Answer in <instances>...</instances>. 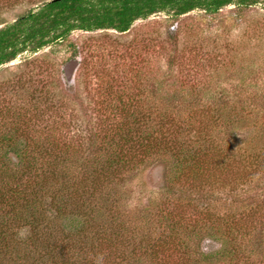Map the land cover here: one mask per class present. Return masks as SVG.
Segmentation results:
<instances>
[{
	"label": "trees",
	"instance_id": "obj_1",
	"mask_svg": "<svg viewBox=\"0 0 264 264\" xmlns=\"http://www.w3.org/2000/svg\"><path fill=\"white\" fill-rule=\"evenodd\" d=\"M21 1L35 6L0 27V67L75 31L123 34L157 14L264 5L0 0V7ZM127 87L119 111L91 132L89 158L61 141L59 129L29 136L16 123L0 134V264H264V100L181 84L156 102L147 88ZM153 166L163 171L162 193L129 208L130 180Z\"/></svg>",
	"mask_w": 264,
	"mask_h": 264
},
{
	"label": "rangeland",
	"instance_id": "obj_2",
	"mask_svg": "<svg viewBox=\"0 0 264 264\" xmlns=\"http://www.w3.org/2000/svg\"><path fill=\"white\" fill-rule=\"evenodd\" d=\"M34 6H1L0 27ZM181 84L264 100V5L228 6L214 15L193 11L177 19L157 14L123 34L75 31L60 44L24 52L0 67V134L16 123L29 136L59 129L61 141L80 145L89 158L91 132L119 111L127 86L147 88L145 95L157 102L173 96L167 87ZM162 173L153 166L130 180L129 208L162 193ZM255 187L252 196L260 192Z\"/></svg>",
	"mask_w": 264,
	"mask_h": 264
},
{
	"label": "water",
	"instance_id": "obj_3",
	"mask_svg": "<svg viewBox=\"0 0 264 264\" xmlns=\"http://www.w3.org/2000/svg\"><path fill=\"white\" fill-rule=\"evenodd\" d=\"M74 66V62L71 63V67Z\"/></svg>",
	"mask_w": 264,
	"mask_h": 264
}]
</instances>
